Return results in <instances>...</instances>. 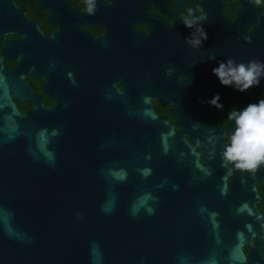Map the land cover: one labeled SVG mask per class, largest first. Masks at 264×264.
<instances>
[{
    "label": "flooded vegetation",
    "instance_id": "af4514ba",
    "mask_svg": "<svg viewBox=\"0 0 264 264\" xmlns=\"http://www.w3.org/2000/svg\"><path fill=\"white\" fill-rule=\"evenodd\" d=\"M200 26L207 39L193 48L185 37ZM229 58L264 62V0H0V68L22 78L21 101L11 94L22 115H118L133 89L154 132L175 137L165 148L180 209L213 221L168 223L154 264H264V165L242 171L221 157L235 128L228 114L264 99V78L245 92L221 85L212 69ZM217 93L220 110L208 103Z\"/></svg>",
    "mask_w": 264,
    "mask_h": 264
},
{
    "label": "water",
    "instance_id": "95a60500",
    "mask_svg": "<svg viewBox=\"0 0 264 264\" xmlns=\"http://www.w3.org/2000/svg\"><path fill=\"white\" fill-rule=\"evenodd\" d=\"M23 87L0 68V264H154L168 223L213 221L180 209L175 137L154 132L133 89L120 114L80 122L54 107L22 115L11 94Z\"/></svg>",
    "mask_w": 264,
    "mask_h": 264
},
{
    "label": "clouds",
    "instance_id": "9594fccd",
    "mask_svg": "<svg viewBox=\"0 0 264 264\" xmlns=\"http://www.w3.org/2000/svg\"><path fill=\"white\" fill-rule=\"evenodd\" d=\"M256 3L259 4L260 0H256ZM91 10L89 8V11ZM183 24L191 28L193 21L186 20ZM197 31L200 33L199 38L189 39L190 36L194 37V33L185 37L186 43L193 48H201L202 42L207 39L202 26ZM245 39L251 43L249 37ZM208 59L213 60L215 56L212 55ZM212 72L221 85L231 86L239 92H245L254 86H260L261 78H264V62L253 59L247 64L235 63L229 58L224 62H218V66L213 68ZM219 99L217 93L208 103L220 110L223 105L218 103ZM228 118L234 121L235 128L231 134L230 143L221 153L222 166L232 165L236 169L249 172L257 170L264 165V99L250 103L239 111L232 110Z\"/></svg>",
    "mask_w": 264,
    "mask_h": 264
}]
</instances>
